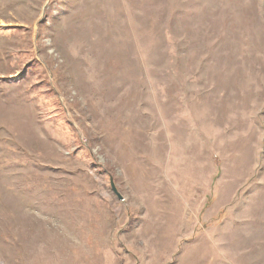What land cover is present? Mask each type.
I'll list each match as a JSON object with an SVG mask.
<instances>
[{"label":"rangeland","instance_id":"374dc122","mask_svg":"<svg viewBox=\"0 0 264 264\" xmlns=\"http://www.w3.org/2000/svg\"><path fill=\"white\" fill-rule=\"evenodd\" d=\"M0 264H264V0H0Z\"/></svg>","mask_w":264,"mask_h":264},{"label":"water","instance_id":"95a60500","mask_svg":"<svg viewBox=\"0 0 264 264\" xmlns=\"http://www.w3.org/2000/svg\"><path fill=\"white\" fill-rule=\"evenodd\" d=\"M112 187H113L114 191L117 192V189L115 188L113 182H112ZM118 196L121 197V196L119 195V193H118Z\"/></svg>","mask_w":264,"mask_h":264}]
</instances>
